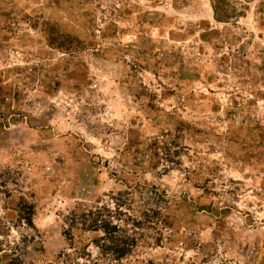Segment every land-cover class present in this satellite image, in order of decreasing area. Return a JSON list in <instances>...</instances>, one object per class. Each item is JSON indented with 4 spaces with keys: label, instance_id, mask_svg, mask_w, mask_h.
Segmentation results:
<instances>
[{
    "label": "rangeland",
    "instance_id": "374dc122",
    "mask_svg": "<svg viewBox=\"0 0 264 264\" xmlns=\"http://www.w3.org/2000/svg\"><path fill=\"white\" fill-rule=\"evenodd\" d=\"M92 204L124 264H264V0H0V264H118Z\"/></svg>",
    "mask_w": 264,
    "mask_h": 264
},
{
    "label": "trees",
    "instance_id": "16d2710c",
    "mask_svg": "<svg viewBox=\"0 0 264 264\" xmlns=\"http://www.w3.org/2000/svg\"><path fill=\"white\" fill-rule=\"evenodd\" d=\"M111 213V210L106 206L93 204L88 207L84 206L71 212L69 226L73 227L74 225H79L84 230L101 231L103 233L101 237L103 242L97 244L98 249L101 252L104 251L105 253L111 254L118 264H124L123 260L128 258L133 251V248L140 243L139 237L126 233L121 226L111 221ZM24 214H21L20 218L25 219L27 224L32 225L31 212H26ZM156 214V219H159L160 212L152 210L151 212L144 211L139 219L130 217L129 220L131 221V224L140 227L139 225L142 224V219H145L148 222L150 220L155 222L153 219Z\"/></svg>",
    "mask_w": 264,
    "mask_h": 264
}]
</instances>
